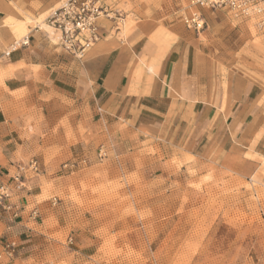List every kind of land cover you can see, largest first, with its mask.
I'll return each mask as SVG.
<instances>
[{
	"label": "crops",
	"instance_id": "obj_1",
	"mask_svg": "<svg viewBox=\"0 0 264 264\" xmlns=\"http://www.w3.org/2000/svg\"><path fill=\"white\" fill-rule=\"evenodd\" d=\"M58 4L0 0V175L33 159L34 137L22 136L28 123L70 130L68 143L57 137L50 144L72 146L62 168L76 172L106 157L148 183L180 182L208 166L246 178L258 172L264 75L246 73V63L229 56L242 34L227 26L224 12L202 10L206 27L199 33L175 23L140 25L126 39L113 37L102 21L103 38L78 60L48 32L46 18ZM24 36L28 44L12 49ZM63 169L42 165L30 173L12 199L18 217L0 214V236L18 244L13 264L58 258L49 248L59 241L46 226L57 222L59 201L52 199L67 186ZM32 209L39 220L29 218Z\"/></svg>",
	"mask_w": 264,
	"mask_h": 264
},
{
	"label": "rangeland",
	"instance_id": "obj_2",
	"mask_svg": "<svg viewBox=\"0 0 264 264\" xmlns=\"http://www.w3.org/2000/svg\"><path fill=\"white\" fill-rule=\"evenodd\" d=\"M101 3L111 17L102 21L117 39H126L140 25L175 23L185 28L175 13L186 0ZM218 11L227 15V26L240 27L242 34L229 56L245 62L246 73L264 75V30L254 20ZM68 132L36 130L28 123L22 136L34 137L35 174L42 165L63 169L72 146L50 142L59 137L60 143H68ZM55 154L58 160L52 162ZM63 170L67 186L55 196L57 222H46V231L59 241L58 247L49 248L58 258L46 259V264H264V159L248 178L208 166L167 184L148 183L107 157L82 172L69 165Z\"/></svg>",
	"mask_w": 264,
	"mask_h": 264
},
{
	"label": "built area",
	"instance_id": "obj_3",
	"mask_svg": "<svg viewBox=\"0 0 264 264\" xmlns=\"http://www.w3.org/2000/svg\"><path fill=\"white\" fill-rule=\"evenodd\" d=\"M204 9L228 10L234 16L254 20L256 27L264 30V0H186L185 6L175 14L186 29L199 33L206 27L202 14ZM103 18L111 17L101 0H59L57 7L49 12L46 23L57 34V43L61 50L82 60L103 38L106 30ZM27 44L28 36H24L13 41L11 48ZM28 172H38L36 160L31 159L27 164H17L11 175H0V214L11 219L18 217L12 199L16 191L25 187ZM52 200L53 203L57 201L55 197ZM38 217L37 209L29 212V218L32 220ZM17 251L18 244L15 240L0 236V264H13Z\"/></svg>",
	"mask_w": 264,
	"mask_h": 264
},
{
	"label": "bare ground",
	"instance_id": "obj_4",
	"mask_svg": "<svg viewBox=\"0 0 264 264\" xmlns=\"http://www.w3.org/2000/svg\"><path fill=\"white\" fill-rule=\"evenodd\" d=\"M46 28H48V27H46Z\"/></svg>",
	"mask_w": 264,
	"mask_h": 264
}]
</instances>
